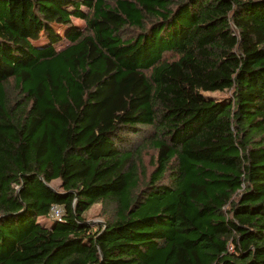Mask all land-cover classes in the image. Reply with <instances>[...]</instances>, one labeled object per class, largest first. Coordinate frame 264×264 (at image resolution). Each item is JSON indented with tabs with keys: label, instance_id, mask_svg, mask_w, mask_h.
Returning a JSON list of instances; mask_svg holds the SVG:
<instances>
[{
	"label": "trees",
	"instance_id": "obj_1",
	"mask_svg": "<svg viewBox=\"0 0 264 264\" xmlns=\"http://www.w3.org/2000/svg\"><path fill=\"white\" fill-rule=\"evenodd\" d=\"M0 264H264V0H0Z\"/></svg>",
	"mask_w": 264,
	"mask_h": 264
},
{
	"label": "rangeland",
	"instance_id": "obj_2",
	"mask_svg": "<svg viewBox=\"0 0 264 264\" xmlns=\"http://www.w3.org/2000/svg\"><path fill=\"white\" fill-rule=\"evenodd\" d=\"M85 10V9H84ZM72 22L75 26L83 29L84 28V22L79 20V19H72ZM57 32L61 35H63V29L62 28H56ZM43 43H45L43 40L40 41V42H37L35 43L36 46H41ZM67 45V42L63 41L57 45H55V49L56 50H59L63 47H65ZM204 96L206 97H209V98H214V99H217V100H220L222 98H225L227 96H230V93L227 91V92H223V93H206L204 94ZM56 185H58L59 183L58 182H55ZM99 209H100V205L99 204H95L93 205L90 210L85 214L87 217V222L88 223H91L92 225H99V224H103V219L100 218L98 216V213H99ZM42 224L46 225V226H51L53 224V221L52 219H47V220H41Z\"/></svg>",
	"mask_w": 264,
	"mask_h": 264
},
{
	"label": "built area",
	"instance_id": "obj_3",
	"mask_svg": "<svg viewBox=\"0 0 264 264\" xmlns=\"http://www.w3.org/2000/svg\"><path fill=\"white\" fill-rule=\"evenodd\" d=\"M50 216H51V218L60 220L62 217V209L58 206L51 207Z\"/></svg>",
	"mask_w": 264,
	"mask_h": 264
}]
</instances>
